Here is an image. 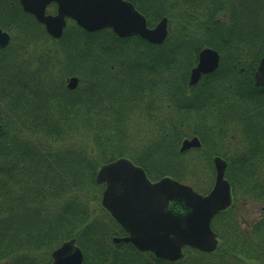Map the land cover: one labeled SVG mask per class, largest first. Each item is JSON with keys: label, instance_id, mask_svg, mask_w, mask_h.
Returning <instances> with one entry per match:
<instances>
[{"label": "trees", "instance_id": "1", "mask_svg": "<svg viewBox=\"0 0 264 264\" xmlns=\"http://www.w3.org/2000/svg\"><path fill=\"white\" fill-rule=\"evenodd\" d=\"M125 1L150 28L168 19L164 45L74 24L56 41L19 0H0V29L15 43L0 50V264H51L53 251L72 239L84 264H171L113 244L126 232L102 208L96 175L127 158L151 180L190 182L206 195L211 184L201 188L186 174L182 158L192 153L212 171L214 157L227 161L233 205L212 221L218 249H186L175 264H264V216L247 229L235 217L240 203L264 204V87L253 85L264 57V0ZM38 39L54 67L79 78L76 91L67 89L66 77L53 81L51 65L38 71L24 63L29 42ZM205 48L220 54V67L189 88ZM171 97L178 103L165 104L168 117L156 115L158 103ZM189 134L202 148L180 154Z\"/></svg>", "mask_w": 264, "mask_h": 264}, {"label": "water", "instance_id": "2", "mask_svg": "<svg viewBox=\"0 0 264 264\" xmlns=\"http://www.w3.org/2000/svg\"><path fill=\"white\" fill-rule=\"evenodd\" d=\"M19 3L56 40L62 38L68 20L88 33L110 29L121 39L139 37L158 46L166 42L169 34L167 18L149 28L146 18L125 0H19ZM53 4L57 6V13L47 14ZM9 43V34L0 29V47L5 48ZM220 60L217 51L203 49L197 66L191 71L189 86L215 73ZM253 84L264 87V57ZM78 85L76 77L67 81L69 90L77 89ZM200 148L198 138L184 140L180 153ZM213 163L215 183L206 196L170 177L151 182L143 168L126 158L102 166L96 175V184L104 185L102 207L127 233V237L114 238L113 243L131 244L138 252L150 253L157 260L171 264L182 261L187 248L214 253L219 240L211 223L216 215L231 208L233 196L225 177L227 162L216 157ZM51 264H84L83 252L76 240H69L55 250Z\"/></svg>", "mask_w": 264, "mask_h": 264}, {"label": "rangeland", "instance_id": "3", "mask_svg": "<svg viewBox=\"0 0 264 264\" xmlns=\"http://www.w3.org/2000/svg\"><path fill=\"white\" fill-rule=\"evenodd\" d=\"M55 11H56V7L55 6H51L47 10V13L48 14H54ZM73 24L75 25V23H73L72 21L68 22L66 29H68L69 27H72ZM66 29H65V31H66ZM168 31H169V34H168V38H169L170 33H171V27H170L169 21H168ZM72 33H74V32H72ZM9 34L11 35V45H13V44H15L14 43V36L11 33H9ZM64 34H65V32H64ZM26 35L28 37L27 40H29V41H30V36H32V37L34 36V35H30L29 32ZM63 37H64V35H63ZM40 41H42V39L41 40L40 39L34 40V42L37 43V44L33 43V45H31L32 43L29 42L28 48L24 51V58H25L24 63H32V67L33 68H36L38 66V71H44L43 63H47L48 65H51L52 68L50 69L49 73H51L53 71V73H54L53 81L56 80V79H60L62 77H66L65 78V84H66L67 80L69 78L76 77V76H72V77L65 76V72L63 71V69H61L59 64L55 63V67H54V61H49V60H47L44 57V55H45L44 44L42 42H40ZM56 41H59V40H56ZM57 46L59 47V45H57ZM40 63L42 65H40ZM147 80H148L147 82H144V84H146V85L148 84V82H150L149 78ZM79 86H80V82H79L78 88H79ZM127 87H129V86H127ZM79 91H81V90H79ZM80 94L82 95L83 93H80ZM166 99H165L164 102L158 103V110H157V113H155L156 115L162 116L164 118L168 117V112H170L169 110H171L170 108H167L165 104L168 103V102H171L173 100L176 101V99H173V97H171V99H168V98H166ZM148 103H149V101L147 102V104ZM154 104H155V102H153V105ZM153 105H152V107H153ZM132 122H133V125H137L138 124V120L137 119H135V120L133 119ZM189 136L191 137L190 134H189ZM188 139H190V138H188ZM191 139H192V137H191ZM181 145H182V143H181ZM181 145H179V150L181 148ZM147 159L150 160V161H153V157L147 158ZM182 160H183V163H185V165L187 164V170L188 171H187L186 174L190 175V176H194V178H197V180L195 181V183L197 185H200L201 188L204 187V189H206L209 186V184H211V186L208 189H210L213 186L214 181H212L211 178H209V177H211V174H214V178H215V171H212L213 169H211V168L210 169L209 168L205 169L203 166H201L200 162H199V158L196 156V154L192 153L189 156L184 155ZM197 163H198V166H197ZM152 164H153V162H152ZM152 181H154V180H152ZM189 183H184V184L192 186ZM236 212H237L236 213L237 216L235 215V217L236 218L238 217V219L241 217L243 222L245 223L244 226L241 227V228L242 229H245V228L247 229L250 226V224H252V223H254L256 221H259L262 218V216H264V204H256V203H246V204H244V203H240L237 206ZM248 224H249V226H248ZM218 240H219V238H218ZM219 244H220V241H219ZM40 256L42 258H44L45 255L44 254H39L37 257L40 258Z\"/></svg>", "mask_w": 264, "mask_h": 264}, {"label": "flooded vegetation", "instance_id": "4", "mask_svg": "<svg viewBox=\"0 0 264 264\" xmlns=\"http://www.w3.org/2000/svg\"><path fill=\"white\" fill-rule=\"evenodd\" d=\"M1 30H3V29H1ZM4 31V30H3ZM4 32H6V33H8L9 34V32H7V31H4ZM9 36H10V43H9V45L7 46V47H5V48H1L0 47V50H2L4 53L5 52H7L8 53V49H10V47H11V35L9 34ZM188 85H189V81H188ZM190 88V87H189ZM1 126V125H0ZM1 131V130H0ZM186 139H188V138H186ZM192 151H194V149L193 150H190V151H188V152H186V153H189V152H192ZM185 153V154H186ZM215 158V157H214ZM228 169V168H227ZM51 261H52V255H51Z\"/></svg>", "mask_w": 264, "mask_h": 264}]
</instances>
